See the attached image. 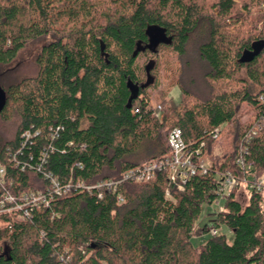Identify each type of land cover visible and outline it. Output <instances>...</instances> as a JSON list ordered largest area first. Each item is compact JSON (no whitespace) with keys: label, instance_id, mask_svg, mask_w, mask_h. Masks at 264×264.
<instances>
[{"label":"trees","instance_id":"1","mask_svg":"<svg viewBox=\"0 0 264 264\" xmlns=\"http://www.w3.org/2000/svg\"><path fill=\"white\" fill-rule=\"evenodd\" d=\"M241 1L243 12L234 0H0V76L7 77L0 78V165L12 194L47 191L45 172L63 184L117 181L167 156L173 128L211 162L184 191L172 189L174 200L165 198L169 184L160 173L151 184L104 189L102 199L74 192L23 221L1 215L0 241L9 246L0 264H264L262 193L251 192L245 205L238 190L226 199L214 223L227 227L232 241L218 234L192 243L207 231L197 222L216 200L215 174L242 176L236 158L243 155L264 176V103L257 100L264 95V11L250 10L264 0ZM241 21L235 34L225 30ZM35 45L33 73L16 79L10 69ZM192 45L205 88L180 76L183 100L160 121L146 93L157 85L159 52L175 51L182 74ZM145 53L155 57L145 66L146 82L136 64ZM223 81L238 88L218 91ZM244 103L254 111L245 123L238 118ZM26 131L40 134L23 147ZM225 134L229 149L218 157L214 149ZM38 163L44 171L31 168Z\"/></svg>","mask_w":264,"mask_h":264},{"label":"built area","instance_id":"2","mask_svg":"<svg viewBox=\"0 0 264 264\" xmlns=\"http://www.w3.org/2000/svg\"><path fill=\"white\" fill-rule=\"evenodd\" d=\"M257 100L264 103V95H261ZM166 111L167 106L165 103L158 104L152 108L154 117L160 121L163 119ZM134 112L139 113L140 107L135 106ZM220 132V129L215 130L216 135ZM39 134V131L35 133L26 131L25 134L22 135L23 147L27 143L32 142ZM168 143L170 152L167 156L160 159H153L141 167L124 172L117 181L112 180L88 184L83 179H69V181L63 184L59 179L52 176V174L45 172V178L50 181V188L47 191H30L20 196H15L6 188V167L0 165V187L4 191L0 198V216L4 214H13L17 215L18 220L23 221L27 218H31L34 211L49 208L55 199L66 198L74 192L97 193V196L102 199L104 189L115 193L118 185L125 181L136 184H151L157 180L160 173L166 174L169 184L165 191V198L174 200L172 189L176 190V192L184 191L192 177L196 175H207L211 167L209 168L206 165L201 150H194L191 145L185 141L181 129L173 128L169 131ZM22 148L18 152H20ZM43 156L45 157L46 154L44 153ZM13 160H16V155L13 157ZM42 162L44 163L45 160L43 159ZM43 163H38L36 167L31 166V168L44 171ZM236 164L243 171L242 176L234 175L229 171L215 174L216 200L213 203L214 205L216 203L217 206H220L221 202L226 201L234 190H238L239 193L243 190V193L248 191L249 193L257 192L264 195V176H257L253 168L246 164L243 155H239L236 158ZM79 166L83 169L81 164H79ZM15 167L25 169L26 166L18 163L15 164ZM119 200L121 203L124 202L122 196H119ZM222 211L223 208L219 210V213ZM218 230L215 224L209 229V233L214 237L219 234Z\"/></svg>","mask_w":264,"mask_h":264},{"label":"rangeland","instance_id":"3","mask_svg":"<svg viewBox=\"0 0 264 264\" xmlns=\"http://www.w3.org/2000/svg\"><path fill=\"white\" fill-rule=\"evenodd\" d=\"M209 1L207 4L212 2V0ZM235 3L238 5L236 10H240V12L244 11L243 9V3L241 0H234ZM248 1V0H246ZM251 1V0H249ZM211 4V3H210ZM250 10L254 14H259L264 11V3H259L252 7ZM245 13V12H244ZM230 24V23H229ZM242 21L237 24V26L229 25L228 28H225V30L229 34H235L237 28L241 27ZM39 45L32 46L30 49H28L26 52H24L20 58V60L14 65L10 71H15L17 73L16 79L23 78L26 75L33 73V60L34 56L37 54L39 50ZM189 61H191L189 69H185L184 72L181 74V68L183 67V64L181 65V60L178 56V54L173 51L171 48H161L158 56V64H157V77H155V84H157L155 87L151 86L147 89L146 93L147 96L151 100L152 106H156L161 103H165L167 106V112L169 110H173L176 105H178L182 100V92L177 87L178 80L180 79V76L184 75V82H189L191 79H194L196 81L195 85H197L200 89L205 88V82L203 79V69L200 64H197L196 61V55H195V45H192L189 48ZM191 58V59H190ZM155 57L151 55L150 53H145L139 56L136 64L138 66V74L141 79H145L144 82H146V73H145V66L150 60H154ZM184 69V68H183ZM17 71V72H16ZM2 77V78H1ZM1 80L5 82L7 80V77L5 75L0 76ZM153 80V79H152ZM10 82V81H9ZM8 82V83H9ZM7 84V83H6ZM238 88L236 84H232L228 81H223L221 83L217 84V90L219 91L220 88H226L228 92L233 91L235 88ZM240 88V87H239ZM166 112V113H167ZM253 109L248 103H244L241 106L240 113L238 115V118L241 120V122L245 123L248 122L250 117L253 114ZM230 130V128H228ZM227 134H225L222 139L217 143L214 154L218 157H222L224 153L229 149V139L226 137ZM206 165L210 168L211 162L208 160H205ZM245 190V189H244ZM238 191V200L242 204H246V201L249 199V192L245 191ZM225 205V201H222L220 206H217L213 204L212 206H204L202 209V213L200 216L199 221L197 222V227L200 229H203L205 225L207 226L206 232H199V234L192 239V243L195 247H199L206 243V241L211 237V234L209 233V229L215 225V219L217 214H219V210H221ZM3 225L0 223V228H2ZM219 234H224L228 238L229 241H232L234 236L233 233L227 228V227H221L219 230ZM9 246L8 241L2 239L0 241V255L4 254V251Z\"/></svg>","mask_w":264,"mask_h":264},{"label":"water","instance_id":"4","mask_svg":"<svg viewBox=\"0 0 264 264\" xmlns=\"http://www.w3.org/2000/svg\"><path fill=\"white\" fill-rule=\"evenodd\" d=\"M5 102H6V94L5 91L0 86V112L4 108Z\"/></svg>","mask_w":264,"mask_h":264}]
</instances>
